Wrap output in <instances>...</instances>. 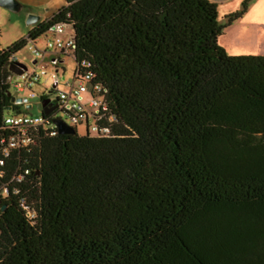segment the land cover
<instances>
[{"label": "trees", "instance_id": "1", "mask_svg": "<svg viewBox=\"0 0 264 264\" xmlns=\"http://www.w3.org/2000/svg\"><path fill=\"white\" fill-rule=\"evenodd\" d=\"M57 24L109 132L51 135L52 112L0 166V264H264V55H228L209 0H65L0 50V127L16 53Z\"/></svg>", "mask_w": 264, "mask_h": 264}, {"label": "built area", "instance_id": "2", "mask_svg": "<svg viewBox=\"0 0 264 264\" xmlns=\"http://www.w3.org/2000/svg\"><path fill=\"white\" fill-rule=\"evenodd\" d=\"M47 34H51V37H44L43 50L37 49L33 45L29 47L36 67L30 70L26 69L21 75L13 74L10 77V85L18 93L28 92V101L37 98L33 88L38 85L43 76L48 74L46 66L42 63L45 53L52 52L56 56L68 54L67 52L71 54L74 46L71 27L57 24L51 27ZM13 61L16 62V58ZM51 64L55 67V71L48 74L49 80L53 85L50 87V91L47 92V98H50L51 102L57 105L55 111L51 114L52 118L60 116L72 128L73 126H82V129H86L91 133L107 134L109 131L106 127L99 128L97 126V122L105 116L107 109L104 101L99 96L101 92L100 85L91 83L92 76L86 71L88 64L85 61H81L79 64L75 63L73 78L71 82L65 84L68 86V91L57 92L54 96L51 95L53 94L51 90L54 91V88L59 83L56 74L57 59H53ZM46 89L49 88L44 83V90ZM85 93L88 95L83 98ZM14 105L24 106V104ZM45 117L41 116V114L33 115L21 110L19 112L10 111L4 117L0 127V166L5 164V161L11 157L14 151L31 146L34 133L45 124ZM107 120L113 121L114 119L112 116H108ZM47 128L51 131V135L56 134V127L52 122L47 125ZM16 180H20V177ZM2 192L4 195L8 193L5 186L2 187ZM20 204L22 208L27 210L24 200H21ZM26 215L30 218L32 217L29 211H26Z\"/></svg>", "mask_w": 264, "mask_h": 264}, {"label": "rangeland", "instance_id": "3", "mask_svg": "<svg viewBox=\"0 0 264 264\" xmlns=\"http://www.w3.org/2000/svg\"><path fill=\"white\" fill-rule=\"evenodd\" d=\"M218 4H216L217 7V23L222 28V33L220 35L219 44H227L231 46V50H253L256 48V51H258L260 54L264 55V14L263 13V2L264 0H248L246 3V9H249L250 12L254 11V14L258 17L255 19L257 22L259 21L260 30L257 28L256 32L254 28L252 29L251 39L245 40L244 36L243 38H240L237 36L240 33V36L243 35L241 33V29L248 27V25H241L233 23L230 24V15L235 14L242 10V4L245 0H215ZM248 7V8H247ZM26 9H19V10H9L3 7H0V50H6L8 47H10L12 44L18 42L21 39H26L29 31L32 28V25H29L26 23L27 15L25 14ZM261 13V15H260ZM257 31H260L262 34L260 43H256V45L253 47V41L257 35ZM223 34L224 37H223ZM254 35V36H253ZM45 36L51 37V34H46ZM41 36L38 39L34 40L33 42L27 41V44L19 50L15 58L20 61V63L24 64L28 70L31 69L32 61L34 60V57L32 56L29 47L30 45H33L37 49L43 50L44 48V37ZM68 54L60 55V59L62 62L56 66V74L58 76L59 83L54 88V91L52 92L55 95L57 92H63L68 91V86L65 85L66 83L71 82L73 78V73L75 69V61L71 54L67 52ZM47 54V53H46ZM46 71L48 74L50 72L55 71V67L46 64ZM45 75L41 78L38 85L41 83H46L47 87L49 89L44 90L42 85L34 86L33 90L37 95V98L34 100H29L30 103L35 104L39 101L40 97L45 96L48 91H50V87H52L53 83L49 80V76ZM63 78V79H62ZM8 92L10 93L11 97L13 98H27L28 92L24 91L22 93H18L16 89L10 85ZM25 108V107H24ZM20 109L23 112H27L33 115H38L39 113L36 111L35 107H32L30 109H23L22 106ZM77 132L80 134L82 132L81 128L77 127Z\"/></svg>", "mask_w": 264, "mask_h": 264}, {"label": "crops", "instance_id": "4", "mask_svg": "<svg viewBox=\"0 0 264 264\" xmlns=\"http://www.w3.org/2000/svg\"><path fill=\"white\" fill-rule=\"evenodd\" d=\"M209 1L212 3L218 4L215 0H209ZM17 2L19 3L20 9H23V8L26 9L25 14L27 16L31 14V15H35L37 17V21L35 22V24L32 25V28L35 27L40 22H45V21L49 20L57 10H59L60 8L65 6V0H17ZM263 8H264V2H263ZM262 11H263V13H262V15H263L264 9ZM260 15H261V13H260ZM257 17H258V15L256 16L254 14V11L250 12L249 9H246L244 11V13L239 18L230 22L231 25L235 22H236V24H239V26H241V25L247 26L248 25V27H246V28H244L245 26L242 27L243 30L241 29V33H243V35L240 36V33H239L237 38L238 37L243 38V36H244L245 40H249V39H251V34H252L251 28H254L255 32H256L257 28L260 30L259 26L261 23H259V21L257 22L255 20V19H257ZM260 31H257L256 34H259V35H257L255 38H253L254 39L253 44H252L253 47L256 45V43H258V44L260 43V40L262 37V34ZM224 35L225 34H223V37H224ZM219 38H220V36L218 37V39ZM218 39H217V43L219 44ZM219 46H221L225 50V52L230 56L262 55L258 51H256V48H254L253 50H241V48H239V50L234 51V50H231V46H229L227 44L220 43ZM55 58L57 59L58 64H60L62 62V60L60 59V56H56L52 52H47V54L45 53V55H44V59H43L42 63L45 66H46V64L52 65L51 62ZM16 62L20 63V61H18L17 59H16ZM38 63H39V61H38ZM31 66H32L31 69L36 67L35 61H34V64H32ZM44 83H42V84L40 83L42 85L43 89H44ZM47 95L48 94L46 93L45 97H47ZM87 95H88L87 93L83 94V98H86ZM22 108L25 109L24 106H22ZM80 128L82 129V126Z\"/></svg>", "mask_w": 264, "mask_h": 264}, {"label": "water", "instance_id": "5", "mask_svg": "<svg viewBox=\"0 0 264 264\" xmlns=\"http://www.w3.org/2000/svg\"><path fill=\"white\" fill-rule=\"evenodd\" d=\"M0 7L6 8L9 10H19L20 9V6L17 0H0ZM36 21H37V17L35 15L30 14L27 16V20H26L27 24L33 25L35 24ZM32 64H34V61H32ZM26 69H27L26 66L19 62H14L9 66V71L12 72L14 75H21L22 72L25 71ZM7 96L11 97L9 92L7 93ZM10 102L12 104H24V107L26 109L35 107L36 111L39 114H41V116L43 117L48 116L50 113L54 112L57 107L56 104H53L51 102L50 98H44L40 100L39 102L32 104L28 101L27 98L11 97ZM51 122L56 127L58 134L60 135L74 134V129L68 126L62 117L56 116L51 120Z\"/></svg>", "mask_w": 264, "mask_h": 264}]
</instances>
